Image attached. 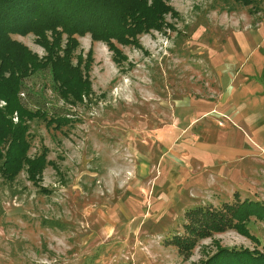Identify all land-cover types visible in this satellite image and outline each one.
<instances>
[{
    "label": "rangeland",
    "instance_id": "374dc122",
    "mask_svg": "<svg viewBox=\"0 0 264 264\" xmlns=\"http://www.w3.org/2000/svg\"><path fill=\"white\" fill-rule=\"evenodd\" d=\"M168 4L177 15L164 19L174 30L140 35V48L116 44L126 56L120 66L105 43L76 36L72 61L91 55L82 103L63 102L47 70L21 77L23 107L54 110L70 123L55 130L29 122L27 155L43 144L54 164L40 173L48 193L23 169L11 182L0 179V264H198L216 246L264 251V225L254 217L245 223L250 237L215 232L187 258L165 242L182 233L187 208L264 203V0ZM9 36L45 54L32 33ZM227 63L236 72L222 89ZM224 93L240 120L209 110L223 105ZM228 136L244 157L209 158ZM205 142L216 143L203 149Z\"/></svg>",
    "mask_w": 264,
    "mask_h": 264
},
{
    "label": "trees",
    "instance_id": "16d2710c",
    "mask_svg": "<svg viewBox=\"0 0 264 264\" xmlns=\"http://www.w3.org/2000/svg\"><path fill=\"white\" fill-rule=\"evenodd\" d=\"M169 0H0V179L11 182L24 170L38 192L48 193L40 184L44 166H54L46 160L47 148L39 145L34 156H28L33 135L29 122L40 120L48 128L61 130L70 123L62 114L47 111L42 106L27 109L20 104L17 92L21 77L31 72L47 70L56 95L63 102L82 103L90 93L89 70L91 55L83 58L72 53L77 46L76 36L88 34L92 41H101L111 51L114 64L126 61L116 46L140 48L138 37L165 27L174 30L164 16L177 15ZM248 4L250 0H240ZM32 33L45 54L38 57L10 34ZM62 35L65 43L61 48ZM90 52V51H88ZM17 120L12 121V113ZM55 171H57L55 167ZM236 199V198H235ZM183 231L165 240L187 258L197 241L215 232L233 229L250 235L246 221L250 217L264 225V203L244 198L222 202L218 207L193 206L184 210ZM198 264H264V251L258 249L216 246L215 251Z\"/></svg>",
    "mask_w": 264,
    "mask_h": 264
},
{
    "label": "crops",
    "instance_id": "0c3cea01",
    "mask_svg": "<svg viewBox=\"0 0 264 264\" xmlns=\"http://www.w3.org/2000/svg\"><path fill=\"white\" fill-rule=\"evenodd\" d=\"M227 57H231V56H227ZM218 62L222 63L225 62L222 58H218ZM226 59V57H225ZM224 67V71L223 70H219V76H218V81L220 83L221 88L223 89V87L225 88V86L228 85V83L234 78L235 76V72L236 71H229V64L227 63L225 66L222 65ZM228 69V70H227ZM227 70V71H226ZM224 74H226V76H224ZM226 96L224 93V99H220L218 101H222L223 105L220 106L219 103L217 102L215 104L212 105V108L209 110H214L216 113L221 114L222 116L227 117L228 119L235 118L236 120H240L241 119V114L238 113L236 110H234L230 103L226 104ZM226 109L229 113L226 114L225 112H223V109ZM209 110L205 111L204 113L208 112ZM230 117V118H229ZM188 127V123L182 128L181 131H183L184 129H186ZM169 130V129H168ZM195 136H197V130L195 131ZM221 142V141H220ZM216 142H205L204 144L201 143L200 146L203 147V149L205 147H207L208 149L210 147H212V145L209 144H213ZM219 144L221 146H219ZM216 146H214V148L211 149V155L209 156V158L215 160V159H219L218 161H239V159H241L242 157H244V154L242 150H237L234 148V143L232 141V139L230 138V136H228L224 142L221 143H216ZM194 146H197V142H194ZM219 146V147H218ZM196 148V147H195ZM197 150V149H195ZM232 168V167H231Z\"/></svg>",
    "mask_w": 264,
    "mask_h": 264
}]
</instances>
